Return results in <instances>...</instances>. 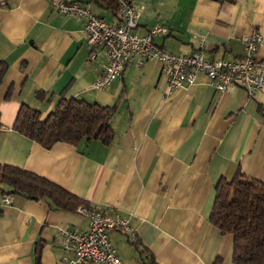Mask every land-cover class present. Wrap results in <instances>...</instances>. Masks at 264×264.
<instances>
[{
    "label": "crops",
    "instance_id": "0c3cea01",
    "mask_svg": "<svg viewBox=\"0 0 264 264\" xmlns=\"http://www.w3.org/2000/svg\"><path fill=\"white\" fill-rule=\"evenodd\" d=\"M61 1L90 7L111 24L119 15L93 0H0V165L32 172L95 210L131 219V234L113 233L126 264H233V237L210 222L216 186L238 173L264 183V90L238 85L220 93L203 78L168 94L157 62L130 63L105 90L94 88L107 60L83 37L81 19L61 15ZM138 34L167 29L154 43L177 56L205 45L210 59L243 57V37L264 36V0H134ZM256 58L264 63V44ZM41 93V97L37 94ZM115 107L114 139L56 143L51 149L14 129L23 105L42 119L63 98ZM0 191V264H67L60 231H88L78 211H54L44 200Z\"/></svg>",
    "mask_w": 264,
    "mask_h": 264
},
{
    "label": "built area",
    "instance_id": "2783aa9c",
    "mask_svg": "<svg viewBox=\"0 0 264 264\" xmlns=\"http://www.w3.org/2000/svg\"><path fill=\"white\" fill-rule=\"evenodd\" d=\"M119 1V22L111 24L98 17L93 10L78 2L61 1L56 10L68 18L81 19L84 22L83 37L93 50L87 63L97 58L101 51L107 65L95 82L94 88L105 90L121 76L126 67L136 62L142 66L147 62H157L168 79V94L176 90L196 85L200 78L217 92L224 93L231 86L238 85L249 97L264 90V63L257 60L259 48L264 44V36L256 31L243 37V57L236 60L210 59L204 53L205 42L201 39V48L191 55L177 56L159 48L153 41L154 36L166 34L167 29L154 27L148 34H138L140 9L134 0ZM12 195L3 196V204L13 202ZM78 212L89 221L88 231L73 228L61 229V243L71 252L65 258L67 264H126L115 247L111 234L127 233L135 238L131 219L120 213L91 210L86 206Z\"/></svg>",
    "mask_w": 264,
    "mask_h": 264
},
{
    "label": "trees",
    "instance_id": "16d2710c",
    "mask_svg": "<svg viewBox=\"0 0 264 264\" xmlns=\"http://www.w3.org/2000/svg\"><path fill=\"white\" fill-rule=\"evenodd\" d=\"M93 1L118 16V0ZM7 71L8 65L0 62V87ZM41 95L37 94L38 97ZM115 112V107L64 97L44 120L39 110L23 105L14 129L46 149H51L59 142L77 146L84 140L111 144L114 139L112 118ZM0 191L3 195L44 200L54 211L77 212L81 206L93 209L85 201L47 179L7 165H0ZM210 222L222 235L233 237V264H264L263 182L241 173L232 180H220L216 186ZM36 264H41L40 256Z\"/></svg>",
    "mask_w": 264,
    "mask_h": 264
}]
</instances>
